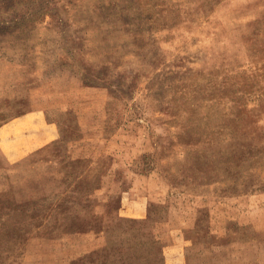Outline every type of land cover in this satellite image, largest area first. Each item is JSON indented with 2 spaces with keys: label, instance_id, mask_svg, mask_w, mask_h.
<instances>
[{
  "label": "rangeland",
  "instance_id": "1",
  "mask_svg": "<svg viewBox=\"0 0 264 264\" xmlns=\"http://www.w3.org/2000/svg\"><path fill=\"white\" fill-rule=\"evenodd\" d=\"M65 97L105 99L109 195V162H66L99 132ZM132 184L200 206L197 227L168 245L163 205L127 217ZM102 202L110 246L71 264H264V0H0V264H68Z\"/></svg>",
  "mask_w": 264,
  "mask_h": 264
},
{
  "label": "crops",
  "instance_id": "2",
  "mask_svg": "<svg viewBox=\"0 0 264 264\" xmlns=\"http://www.w3.org/2000/svg\"><path fill=\"white\" fill-rule=\"evenodd\" d=\"M85 88L86 87L84 88L81 87L79 89L82 90ZM68 96H69V93L66 94V97ZM66 97H65L66 99L65 101L67 103L61 106L62 107L61 110L65 112H73L74 117L76 118L77 123L79 127L81 128V130H83L82 129L83 119H87L86 123H88L89 129H91L92 126H96L98 129L97 132H99V137L96 142L91 141V140H85L83 137L78 138L73 143L69 142L68 143L69 153L67 152L66 154V158H65L66 162L85 161L87 163L89 162L90 164H97L98 162L100 166H103L106 161L109 162L106 170L104 169V172L100 174L101 183L98 184V187H96L93 190L95 194L103 193V194L109 195V193H112L111 186L113 183H117L119 185L118 187L121 188L120 187L121 182L117 179L116 169L114 168L116 167V163L119 162L121 159H120L119 154L111 153V147L109 145H111V140L112 139L114 140L115 138L104 136L105 129L108 126L107 125L108 112H107V107L105 104V99L103 98L102 106L98 108L90 107L89 109L91 110L84 111L89 114V116L86 117L83 115V112H81L83 111L84 105L75 106L71 103L69 104ZM51 107H60V106H54V105L33 106L32 111L34 114H44V112H48L49 110H51L52 109ZM76 109L79 110V112H76ZM34 119L35 121H38L36 118ZM38 119L40 122L41 119L40 118ZM72 147H75L76 149H79V150L75 152L76 149L73 148L71 150ZM83 147L86 149L89 147L91 152L85 151ZM93 151H96V152H93ZM125 167H126V164H125ZM134 175L138 176L140 174L134 173ZM104 178H107V179L111 178V180L105 181ZM140 187L142 186H139L138 184H132L128 189V192L130 194V201H131L130 204L132 205V207L130 209L131 214L130 216H127V217L133 220L147 219L149 221V211L151 207L154 205V203L156 205H159V204L163 205L164 216L162 219L158 220V223L161 227V233H160L161 235L159 238L162 239L163 241L164 240L167 241L168 245L175 241V236H174L175 232H180V231L183 232V231H189V230L191 231V229L193 230L197 227V223H199V215L201 213L200 206L197 207L193 203L186 205L185 209H190L191 213L189 212L190 216H185L186 213L184 210H181V204L174 203L175 204L174 205L170 201H169L170 203L169 202L166 203L167 201H164V200L163 202L162 200L158 201V198L156 199V197H153L149 191H145V188L140 189ZM155 194L156 193H154V195ZM105 203L106 202H102L100 204V207L97 213L98 215L95 216L98 219V223L101 224L103 228H100V229L92 228L90 230L66 235L67 237H70V238L76 237L78 239H84V240H81L82 242L81 244H79L80 251L76 255L70 256V257L66 256V259L68 260V264H71V262L79 256L86 255L95 250L104 249L105 247L110 246L108 226L110 225L111 222L113 223L119 217L122 218V214L121 215L119 214L120 210L122 209L119 206L106 205ZM100 209H101V212H99ZM212 209L213 208L211 206L210 211H212ZM180 210H181V213H180ZM176 211H179L180 214H179V218L177 220H174L171 214H173ZM111 214H114L115 218L110 216ZM111 219L112 221H110Z\"/></svg>",
  "mask_w": 264,
  "mask_h": 264
}]
</instances>
